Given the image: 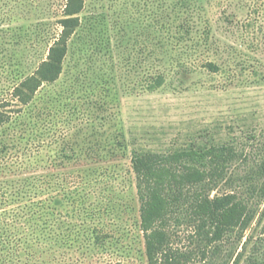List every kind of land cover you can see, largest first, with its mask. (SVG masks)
<instances>
[{
	"label": "trees",
	"instance_id": "1",
	"mask_svg": "<svg viewBox=\"0 0 264 264\" xmlns=\"http://www.w3.org/2000/svg\"><path fill=\"white\" fill-rule=\"evenodd\" d=\"M202 11L200 0H174L173 14L157 21L165 35L152 37L144 45L145 56L136 62L144 90L155 92L166 84V60L156 54L172 47L182 49L184 56L201 57L213 50L212 28ZM106 22L98 5L66 0L57 19L60 31H48L39 61L25 65L17 59L2 65L3 72L10 70L11 85L0 93V260L10 264L22 256L32 258L46 245L49 250L75 251L85 260L123 248L132 236L127 217L137 202L134 227L143 239L146 264H160L172 227L207 219L224 233L237 232L241 251L232 264H264V239L244 241L257 219L264 237V211L257 206L264 201V160L257 171L250 166L240 179L251 198L214 200L211 193L242 156L233 146L192 141L166 153L134 139L126 176L133 177L136 195L130 198L119 189L128 177L116 165L128 144L112 109L118 94L115 75L95 91L85 89L78 74L47 98L51 90L45 88L61 81L70 55H79L77 67L108 54L113 61L110 39L99 30ZM181 55L175 61L187 71ZM201 62L218 72L215 63ZM72 100L77 104L71 107Z\"/></svg>",
	"mask_w": 264,
	"mask_h": 264
},
{
	"label": "rangeland",
	"instance_id": "2",
	"mask_svg": "<svg viewBox=\"0 0 264 264\" xmlns=\"http://www.w3.org/2000/svg\"><path fill=\"white\" fill-rule=\"evenodd\" d=\"M86 1L88 7L98 5L107 16L106 26L99 30H105L110 39L116 71H112L111 54L105 58L97 56L98 60L91 63L81 61L79 67L76 66L79 55H70L61 81L55 87L45 88L51 90L46 92L47 98L69 85L78 74L83 87L95 91L115 75L112 83L118 94L112 109L128 144L116 165L124 177L131 171L134 139L166 153L192 141L230 145L242 156L211 193V198H251L240 179L250 166L257 171L264 160V0H200L202 14L212 28L214 48L201 57L184 56L182 49L172 47L165 54H156L155 57L163 56L166 60L167 81L155 92L141 86L143 74L136 62L145 56L144 45L152 37L165 35L156 24L162 15L173 14L174 0ZM65 3L66 0H0V93L8 92L11 85L10 70L3 72L2 65L17 59L25 65L39 61L50 38L48 31L51 35L60 31L57 19ZM179 53L184 56L182 62L187 71L175 61ZM202 60L215 63L218 72L203 68ZM75 103L72 100L68 104L72 107ZM61 126L66 128L64 122ZM67 130L64 129L66 133ZM128 180L120 182L119 189L132 198L136 188L133 177ZM261 181L255 176L256 184ZM257 206L262 213L264 201ZM127 218L132 236L123 248L120 245L105 255L85 260L75 251L49 250L46 245L34 257L20 256L19 262L16 258L10 264H146L143 239L134 227L139 219L137 202L132 203ZM262 227L263 223L259 224L257 219L244 241L252 236L254 241L264 239ZM224 232L211 219L172 227L170 244L160 264H232L241 245L236 231ZM0 264L7 263L0 260Z\"/></svg>",
	"mask_w": 264,
	"mask_h": 264
}]
</instances>
